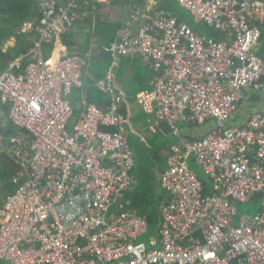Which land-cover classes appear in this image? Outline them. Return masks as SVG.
Listing matches in <instances>:
<instances>
[{
	"label": "built area",
	"instance_id": "1",
	"mask_svg": "<svg viewBox=\"0 0 264 264\" xmlns=\"http://www.w3.org/2000/svg\"><path fill=\"white\" fill-rule=\"evenodd\" d=\"M85 1L37 0L39 16L21 27L33 47L0 73V158L18 167L14 192L0 202V261L264 264V110L253 107L243 126L227 125L247 90L264 91V0H175L220 41L168 10L132 8L107 46V74L94 85L110 105L84 98L77 115L70 96L85 89L88 61L47 59L44 47L75 32ZM126 58H141L154 71L136 103L179 137L157 173L165 199L152 232L125 201L139 184L116 84ZM212 120L217 128L203 137L181 134ZM242 203L259 207L240 216Z\"/></svg>",
	"mask_w": 264,
	"mask_h": 264
},
{
	"label": "crops",
	"instance_id": "2",
	"mask_svg": "<svg viewBox=\"0 0 264 264\" xmlns=\"http://www.w3.org/2000/svg\"><path fill=\"white\" fill-rule=\"evenodd\" d=\"M116 1H118L116 4H112L113 0H97L91 3L86 0L83 2L81 7L82 20L78 23L75 32L71 33V36H65L60 44L55 46V49L52 52H49L50 57L52 55L55 59L60 56L81 55L88 61V67L84 78L86 84L85 89H75L70 96V101L74 106L77 115L82 112L81 103L84 98L88 99L92 103L105 106H108L111 103V97L108 94L102 92L105 96H102V101L98 103L90 99V93L88 92L91 83L93 82L95 85V81L98 80L97 76L105 70H108L107 67L110 65V59L106 52L107 46L101 43L102 37L96 30L97 25L101 23V25L106 27H112V30L117 29L119 33L132 8H135L136 6L141 8H159L163 5L173 3L175 0ZM96 2L100 4L99 7L95 4ZM194 26H196L194 28L197 30H194L192 27L191 28L198 35L204 38L216 37L219 41L221 40L220 37L217 36V33L207 30L203 26L195 24ZM118 33H116V36ZM5 43H7V45L4 44V46L6 45L7 50L17 46V41L13 38L7 40ZM127 59L128 60L125 61V67H123L124 69H121L118 72L116 84L124 98V107L126 106L130 110V112H128L133 120V124H130L131 127H129V130L135 131L137 134L136 137L140 138L141 141L145 138H149V140L161 137L169 139L172 134L168 133L166 129L160 128L161 126L160 124H157L155 117L145 113L136 103V96L151 88V80L154 75L153 69L151 66L145 64L141 58ZM259 96L254 98L255 101L259 100ZM252 107L255 108V103ZM129 114L126 115L130 120ZM156 129H158V131H155ZM136 141L138 142V140ZM6 197L7 195L3 198V200L6 199Z\"/></svg>",
	"mask_w": 264,
	"mask_h": 264
},
{
	"label": "trees",
	"instance_id": "3",
	"mask_svg": "<svg viewBox=\"0 0 264 264\" xmlns=\"http://www.w3.org/2000/svg\"><path fill=\"white\" fill-rule=\"evenodd\" d=\"M116 3H118V1L113 0L112 4ZM95 4L98 7L100 6V4L97 2ZM159 8L172 12L180 20L186 21L190 27H192L194 30H197L194 28L196 26L192 24V21L190 18H188V15L179 9L175 1ZM38 16L39 7L37 5V0H0V73L7 70L10 66V63L19 56L27 55L29 53L34 43L30 37L21 33V27L24 22L30 21L34 18H37ZM96 30L102 37L101 43L105 46H108L110 43H112L116 38V33H118L117 29L112 30V27H106L101 25V23L97 25ZM68 36H71V34ZM11 38L16 39L17 46L5 52L3 49L4 44ZM44 48L46 50V57L49 59V52H52L55 49V45H45ZM258 55L261 57L264 55V40L262 43V49L259 51ZM126 60L128 59L126 58L123 60L120 70L124 69L123 67H125ZM106 73L107 70L99 74L97 79L103 78ZM88 92L90 93V99L98 103L102 101V96H105L101 91H98L94 87L93 82L91 83ZM128 111L130 112L126 106H122L121 112L125 116H127L126 114H129ZM129 117L131 124L133 120L130 114ZM129 127H131V125L127 127L128 130ZM161 128L166 129L168 133L172 134V129L167 124H162ZM106 129L108 131L114 130L113 128ZM136 136L137 134L135 131L131 130L129 132V143L131 148L134 150L136 163L133 174L138 179L139 184L134 191L125 194V201L128 200L130 202V208L139 210V214L147 217L150 231L152 232L157 228L160 220L158 205L162 200L165 199V195L160 191L159 184L154 178V175H156L157 170L161 171L166 167L168 161L167 157L171 155L172 148L175 145V137L171 140L163 138L164 142H157V140L161 139L162 137L157 139L153 138L152 140L155 141L149 140V138H145L141 141L140 138ZM136 140H138V142ZM192 167H194L193 162ZM17 170L18 167L14 161L8 158L6 155H2L0 158V182L4 184V187L9 192V194L14 192L13 185L11 184L10 180ZM254 200L257 201L258 199L255 198ZM257 210L258 208L255 211ZM0 262V264L6 263L3 261Z\"/></svg>",
	"mask_w": 264,
	"mask_h": 264
},
{
	"label": "rangeland",
	"instance_id": "4",
	"mask_svg": "<svg viewBox=\"0 0 264 264\" xmlns=\"http://www.w3.org/2000/svg\"><path fill=\"white\" fill-rule=\"evenodd\" d=\"M7 45V43H5ZM6 45L4 46V51H8ZM256 92L252 89L247 90V95L246 98L241 102V104L239 105L238 109L236 110V112L233 114V118L231 120H229L227 122V125L230 126H243L247 123V121L249 120L252 112H253V107L252 105L255 103V109L259 112L264 110V91L260 94V98L258 101H255L254 98H256ZM162 124H160L161 126ZM161 128V127H160ZM217 128V123L212 120L209 121L206 124L203 125H193V126H184L181 131L182 135L185 136H191L194 138H200L203 137L205 135H207L208 133L212 132L214 129ZM155 131H158V129H156ZM172 136H170L171 140L175 137V144H178V134L174 133L172 131ZM158 141H163L164 139L163 137L161 139H158ZM159 171L157 170V173ZM196 172L198 174V176L201 178V180L206 183L207 185H209V177L207 174H205L201 169L196 168ZM157 173L156 175H154V178L156 179L157 177ZM9 192L5 189L4 184L0 182V201H3V198L8 194ZM259 207V204L257 203H242L239 206V215H247L249 212L251 214H253L255 212V210ZM239 221V218L237 219V222ZM7 264V263H4Z\"/></svg>",
	"mask_w": 264,
	"mask_h": 264
}]
</instances>
